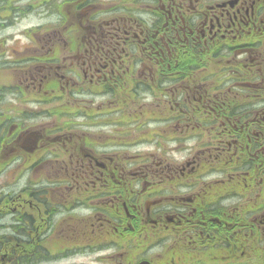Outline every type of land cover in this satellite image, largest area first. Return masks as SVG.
<instances>
[{"label":"flooded vegetation","instance_id":"1","mask_svg":"<svg viewBox=\"0 0 264 264\" xmlns=\"http://www.w3.org/2000/svg\"><path fill=\"white\" fill-rule=\"evenodd\" d=\"M0 264H264V0H0Z\"/></svg>","mask_w":264,"mask_h":264}]
</instances>
